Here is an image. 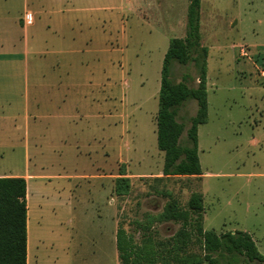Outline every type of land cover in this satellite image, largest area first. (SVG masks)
<instances>
[{"label":"rangeland","instance_id":"obj_1","mask_svg":"<svg viewBox=\"0 0 264 264\" xmlns=\"http://www.w3.org/2000/svg\"><path fill=\"white\" fill-rule=\"evenodd\" d=\"M25 1L0 0V84L16 111L26 87L29 104L27 120L11 121L16 148L0 169L56 176L28 181L31 203L39 194L48 201L30 223L28 264H121L118 225L137 242L143 224L168 238L180 224L163 218L166 203L185 208L193 192L203 196L204 229L245 231L264 255V78L259 59L238 57L240 45H264V0H200L202 174L169 177L156 141L160 73L169 40L185 37L189 0H27L33 16L23 30ZM185 72L195 86L191 62L171 69L176 81ZM196 108L190 99L179 109L183 137ZM25 130L27 164L18 139ZM120 173L130 180L126 195L115 191Z\"/></svg>","mask_w":264,"mask_h":264},{"label":"trees","instance_id":"obj_2","mask_svg":"<svg viewBox=\"0 0 264 264\" xmlns=\"http://www.w3.org/2000/svg\"><path fill=\"white\" fill-rule=\"evenodd\" d=\"M200 0H189L184 38L169 40L160 73L158 109L156 114L157 147L163 152L164 176H200L198 158V126L207 122L206 91L207 47L201 43L199 24ZM192 63L197 83L189 85V73L176 81L171 75L174 64ZM194 100L197 108L185 124L177 118L186 100ZM130 180L125 173L115 178V191L126 195ZM203 196L193 192L185 208L170 198L163 218L180 224L170 237L158 239L146 224L140 225L139 242L118 225L115 247L121 264H244L264 262V255L251 235L241 230L217 233L203 227ZM0 264H27L26 180L23 177H0Z\"/></svg>","mask_w":264,"mask_h":264},{"label":"crops","instance_id":"obj_3","mask_svg":"<svg viewBox=\"0 0 264 264\" xmlns=\"http://www.w3.org/2000/svg\"><path fill=\"white\" fill-rule=\"evenodd\" d=\"M27 1V0H26ZM25 3V9L26 12H24V15L22 17H19L18 20H22L23 27L20 26V29H25L27 22L31 19L32 20V13L28 17V11H27V3ZM24 9V10H25ZM247 47L250 51H254L256 49L264 47V45H261L259 47H256L254 49H251L248 45H244ZM26 81H25V87H26ZM27 90V87H26ZM26 90L24 89V95H23V104L21 107V110L16 111L17 109H14V107L17 105V102H14L12 100V94H11V88L9 87H1L0 84V160H4L8 154H11L9 157L13 156V152H15V146L12 144V138H11V133H12V125L11 121L13 123V127L18 128L16 123L17 119H23L27 120L29 118V104H28V96L26 93ZM15 122V123H14ZM26 129V128H25ZM27 130V129H26ZM23 133V136L21 134V137L19 136V141L23 142L24 146V159L27 164L29 161V152H28V147H29V136L27 135L28 132ZM22 140V141H21ZM259 142L255 139L254 135L251 137L249 140L250 145H256ZM37 144V143H36ZM35 144V145H36ZM2 164V163H1ZM23 177L26 180V203H27V264H28V255H29V262H30V254L28 253V244H29V238H30V223L31 221H37V224L39 223L40 218L43 217V214L45 213V207L48 204V201L46 197H44L43 194L40 195V199H37L35 201V206L34 203H31V198L29 195V185L28 181L29 180H51V179H56L55 175H42V174H30V173H23L19 174L16 173L15 171H11L10 169L8 170H1L0 169V177ZM58 179V178H57ZM33 198V197H32ZM42 207V209H40ZM51 213L53 216H55L56 211L54 208L50 209Z\"/></svg>","mask_w":264,"mask_h":264},{"label":"built area","instance_id":"obj_4","mask_svg":"<svg viewBox=\"0 0 264 264\" xmlns=\"http://www.w3.org/2000/svg\"><path fill=\"white\" fill-rule=\"evenodd\" d=\"M238 57L247 58L252 61V58L260 60V67L258 68V73L260 77L264 78V47L250 51L244 45L238 46ZM254 62V61H253Z\"/></svg>","mask_w":264,"mask_h":264},{"label":"bare ground","instance_id":"obj_5","mask_svg":"<svg viewBox=\"0 0 264 264\" xmlns=\"http://www.w3.org/2000/svg\"><path fill=\"white\" fill-rule=\"evenodd\" d=\"M30 236H31V230H30ZM32 244H33V242L31 243V237L29 238V250H30V248H31V246H32ZM31 253V252H30Z\"/></svg>","mask_w":264,"mask_h":264}]
</instances>
